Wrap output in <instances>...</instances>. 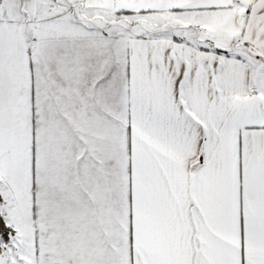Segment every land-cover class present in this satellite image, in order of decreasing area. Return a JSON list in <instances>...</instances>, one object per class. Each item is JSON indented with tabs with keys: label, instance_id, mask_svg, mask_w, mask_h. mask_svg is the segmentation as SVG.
Wrapping results in <instances>:
<instances>
[{
	"label": "snow or ice",
	"instance_id": "obj_1",
	"mask_svg": "<svg viewBox=\"0 0 264 264\" xmlns=\"http://www.w3.org/2000/svg\"><path fill=\"white\" fill-rule=\"evenodd\" d=\"M0 264H264V0H0Z\"/></svg>",
	"mask_w": 264,
	"mask_h": 264
}]
</instances>
